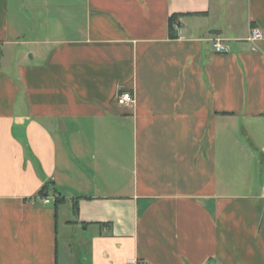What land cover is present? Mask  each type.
<instances>
[{"label":"crops","instance_id":"1","mask_svg":"<svg viewBox=\"0 0 264 264\" xmlns=\"http://www.w3.org/2000/svg\"><path fill=\"white\" fill-rule=\"evenodd\" d=\"M253 28L264 0H0V264H264Z\"/></svg>","mask_w":264,"mask_h":264},{"label":"built area","instance_id":"2","mask_svg":"<svg viewBox=\"0 0 264 264\" xmlns=\"http://www.w3.org/2000/svg\"><path fill=\"white\" fill-rule=\"evenodd\" d=\"M264 38V34L259 28H253L250 31L249 41L251 42H257L261 41ZM213 48L216 53L218 54H225L229 53L230 49L229 47L224 43L222 40L215 41ZM124 106L126 107H133L136 104L135 96L131 92H126L122 89H120V92L118 93L116 97ZM42 202L46 205L51 203L50 198H43ZM140 264H147V263H140Z\"/></svg>","mask_w":264,"mask_h":264},{"label":"trees","instance_id":"3","mask_svg":"<svg viewBox=\"0 0 264 264\" xmlns=\"http://www.w3.org/2000/svg\"><path fill=\"white\" fill-rule=\"evenodd\" d=\"M181 16H183V14H175V15H172L170 17V19H169V29H170V32L172 34V38H177V35H176L174 27L177 24V21H178V19ZM49 192H50V186H45L40 192V197H42V198L49 197V195H50ZM53 195H55V194H53ZM65 201H66L65 198H63L60 195H58L55 198L54 205L55 206H59V205L63 204ZM72 208H73V211H74L75 215H77L78 212H79V203H78V201H75V200L73 201Z\"/></svg>","mask_w":264,"mask_h":264}]
</instances>
